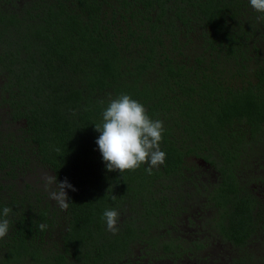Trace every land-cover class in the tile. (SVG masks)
<instances>
[{"label": "trees", "instance_id": "16d2710c", "mask_svg": "<svg viewBox=\"0 0 264 264\" xmlns=\"http://www.w3.org/2000/svg\"><path fill=\"white\" fill-rule=\"evenodd\" d=\"M121 94L163 122L151 174L107 171L95 143ZM0 111V264H215L182 232L197 217L228 264H264V14L249 0H0ZM32 167L76 189L66 210L18 186Z\"/></svg>", "mask_w": 264, "mask_h": 264}, {"label": "clouds", "instance_id": "9594fccd", "mask_svg": "<svg viewBox=\"0 0 264 264\" xmlns=\"http://www.w3.org/2000/svg\"><path fill=\"white\" fill-rule=\"evenodd\" d=\"M249 2L255 11L264 14V0ZM95 130L100 133L95 143L109 172L123 173L126 170H136L142 164H149L146 171L151 174L153 167H159L165 162L166 153L159 147L164 132L163 122L152 120L144 105L127 94L110 100L103 111V123L95 125ZM53 185L55 188H52ZM45 188L51 189L50 199L56 201L62 210H66L70 202L66 189L76 191L67 179L60 182L54 175L45 177ZM12 211L11 208L4 207L3 216L8 217ZM103 219L108 231L115 234L118 231L120 213L115 209H106ZM9 231L10 221L6 218L0 220V239L6 237Z\"/></svg>", "mask_w": 264, "mask_h": 264}, {"label": "rangeland", "instance_id": "374dc122", "mask_svg": "<svg viewBox=\"0 0 264 264\" xmlns=\"http://www.w3.org/2000/svg\"><path fill=\"white\" fill-rule=\"evenodd\" d=\"M1 114V111H0ZM9 129L12 130L10 127ZM8 127L3 124L1 130L4 132H8ZM25 171V176H19L18 178V186L22 187L23 183H27L29 185L34 186L35 189H41L45 194H48L49 196V191L51 189H46L45 188V177L49 175V173L41 169L40 167H32L29 169L24 170ZM52 188H54L52 186ZM190 205V203L188 204ZM191 209V208H190ZM189 209V211H190ZM199 210H197L198 212ZM201 217L207 218L204 215H200ZM204 224L203 220L200 219V217H197L195 221L192 222L188 228H183L182 232L186 233L189 235V240L193 239L194 236H198L203 243L206 242V247H208L206 250L203 252H209L210 254L208 255V262L212 263L215 262V264H228L226 256L229 254L226 249L218 245L217 243L212 244V240L208 239L206 240V228L202 227ZM184 227H187L186 225ZM219 252V254H218ZM203 253V254H204ZM151 264H171V262H153Z\"/></svg>", "mask_w": 264, "mask_h": 264}, {"label": "flooded vegetation", "instance_id": "af4514ba", "mask_svg": "<svg viewBox=\"0 0 264 264\" xmlns=\"http://www.w3.org/2000/svg\"><path fill=\"white\" fill-rule=\"evenodd\" d=\"M256 169L258 170V173H264V161L260 162L259 164H256ZM253 191L255 196L259 198H264V184H258L253 185Z\"/></svg>", "mask_w": 264, "mask_h": 264}]
</instances>
